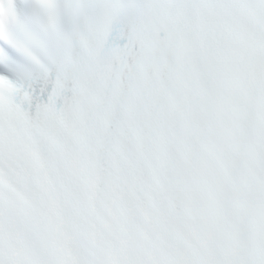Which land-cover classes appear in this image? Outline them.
<instances>
[{
  "label": "snow or ice",
  "instance_id": "snow-or-ice-1",
  "mask_svg": "<svg viewBox=\"0 0 264 264\" xmlns=\"http://www.w3.org/2000/svg\"><path fill=\"white\" fill-rule=\"evenodd\" d=\"M0 264H264V0H0Z\"/></svg>",
  "mask_w": 264,
  "mask_h": 264
}]
</instances>
